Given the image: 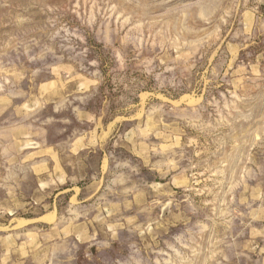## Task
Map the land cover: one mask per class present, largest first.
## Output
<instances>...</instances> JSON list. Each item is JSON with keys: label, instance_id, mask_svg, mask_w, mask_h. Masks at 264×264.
Instances as JSON below:
<instances>
[{"label": "rangeland", "instance_id": "374dc122", "mask_svg": "<svg viewBox=\"0 0 264 264\" xmlns=\"http://www.w3.org/2000/svg\"><path fill=\"white\" fill-rule=\"evenodd\" d=\"M0 264H264V0H0Z\"/></svg>", "mask_w": 264, "mask_h": 264}]
</instances>
